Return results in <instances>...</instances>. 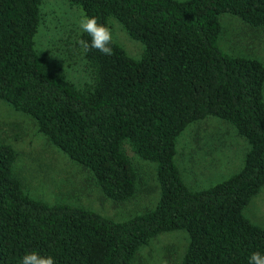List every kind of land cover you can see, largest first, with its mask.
Returning a JSON list of instances; mask_svg holds the SVG:
<instances>
[{
    "label": "trees",
    "instance_id": "trees-1",
    "mask_svg": "<svg viewBox=\"0 0 264 264\" xmlns=\"http://www.w3.org/2000/svg\"><path fill=\"white\" fill-rule=\"evenodd\" d=\"M142 44L138 59L113 39V53L87 52L82 87L54 72L36 48L43 0H0V99L28 115L48 143L88 171L103 195L125 202L138 174L124 146L155 163V206L122 221L28 194L13 171L17 152L0 142V264L27 252L56 264H131L161 233L184 231L180 264H248L264 254V227L244 208L264 185V64L219 46L221 14L264 28V0H65ZM216 117L247 148L241 167L193 189L176 164L186 127Z\"/></svg>",
    "mask_w": 264,
    "mask_h": 264
},
{
    "label": "rangeland",
    "instance_id": "rangeland-1",
    "mask_svg": "<svg viewBox=\"0 0 264 264\" xmlns=\"http://www.w3.org/2000/svg\"><path fill=\"white\" fill-rule=\"evenodd\" d=\"M36 48L54 72L64 74L76 86L90 79V72L78 45L79 21L83 13L65 0H43ZM219 46L230 55L255 57L264 64V28H252L229 13L221 14ZM113 39L126 53L138 59L141 43L128 37L110 20ZM264 95V86H263ZM0 142L17 152L13 171L31 196L48 203L68 202L117 221L152 209L159 197L155 163L145 161L128 146L124 150L138 174L137 191L125 202L106 198L91 174L72 162L62 151L38 133L34 121L0 99ZM247 145L234 128L216 117L190 123L178 138L176 164L193 189H203L235 173L242 164ZM253 223L264 227V185L243 210ZM187 233H161L142 246L131 264H180Z\"/></svg>",
    "mask_w": 264,
    "mask_h": 264
},
{
    "label": "clouds",
    "instance_id": "clouds-1",
    "mask_svg": "<svg viewBox=\"0 0 264 264\" xmlns=\"http://www.w3.org/2000/svg\"><path fill=\"white\" fill-rule=\"evenodd\" d=\"M79 28L86 32L90 41L80 40L78 43L87 52L90 49H96L104 55H111L113 49V35L109 26L98 23L95 16L84 15L79 21ZM20 264H56L52 256H44L38 252H27L22 257ZM248 264H264V254L254 251L248 258Z\"/></svg>",
    "mask_w": 264,
    "mask_h": 264
}]
</instances>
